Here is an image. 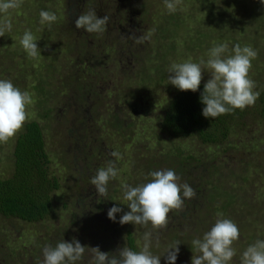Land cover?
<instances>
[{
	"label": "rangeland",
	"instance_id": "1",
	"mask_svg": "<svg viewBox=\"0 0 264 264\" xmlns=\"http://www.w3.org/2000/svg\"><path fill=\"white\" fill-rule=\"evenodd\" d=\"M57 20L41 23L40 12ZM94 10L109 17L106 31L88 33L75 27L79 15ZM0 79L31 94L24 123L39 122L49 157V174L59 181L52 193L54 210L47 220L27 223L0 214V264H42L43 248L77 239L86 247L77 264H90L91 248L116 254L134 239L142 250L151 233L150 251L167 264L177 243L175 264H192L200 255L192 241L202 239L219 218L231 219L240 236L229 264L264 240V3L261 0H182L169 13L165 0H22L19 8L0 13ZM36 38L40 54L31 57L20 44L25 31ZM146 37L142 43L135 38ZM227 44L251 46L249 78L259 98L246 107L244 124L220 146L197 138L172 139L160 132L169 100L178 92L169 83L173 63L191 60L203 69L201 84L211 78L209 51ZM23 128L0 143V181L14 172V150ZM119 153V157L112 156ZM114 163L118 175L99 195L91 180ZM174 170L179 184L195 197L168 214L166 227L120 224L129 212L123 185L149 182L158 170ZM182 194V190H181ZM119 207L116 220L108 211ZM131 249V248H130ZM171 251V250H170Z\"/></svg>",
	"mask_w": 264,
	"mask_h": 264
},
{
	"label": "clouds",
	"instance_id": "2",
	"mask_svg": "<svg viewBox=\"0 0 264 264\" xmlns=\"http://www.w3.org/2000/svg\"><path fill=\"white\" fill-rule=\"evenodd\" d=\"M264 3V0H261ZM22 0H0V13H7L10 9L19 8ZM182 0H165L169 13H174ZM41 23L51 25L57 20L53 12H40ZM109 17L98 18L94 10L78 16L75 27L88 33H103ZM11 30V22L6 20L0 25V36ZM146 37L135 38L136 43H142ZM20 44L31 57L40 54L36 38L30 31H25ZM227 44L216 45L209 51L206 66L211 70V78L204 85L201 101L205 105L202 115L205 118L215 119L219 115L227 114L234 109L243 110L253 106L259 98L254 91L255 82L249 78L252 67L251 61L258 53L251 46L241 47L236 44L232 55L225 56ZM205 61L199 63L191 60L183 63H173L169 69V83L181 91L196 92L203 79ZM33 103L32 96L27 91H21L10 80L0 79V143H6L13 138L24 126L28 119L27 107ZM112 156L119 157V153L112 152ZM118 169L109 162L106 168H100L92 178L99 195H107V184L110 179L116 178ZM152 179L139 186L123 185L124 199L128 201L129 212L124 213L120 224L133 223L147 225L153 228L166 227L168 214L174 209L183 206L184 198H194L195 190L188 184H179V177L174 170H158L149 174ZM182 190V194H181ZM122 209L113 206L108 211V218L115 221L116 213ZM240 231L235 222L227 218H219L202 239L192 241L200 255H194L192 264H229L236 255L233 243L239 239ZM145 243L141 251H133L127 246L118 253L102 252L98 247L91 248L92 261L90 264H160V257L154 256L151 251V233H145ZM177 243L167 253V264H175L179 253ZM171 250V251H170ZM86 247L73 238L72 242L64 240L54 247L46 245L43 248L42 264H77L81 261ZM241 264H264V240H257L249 245L242 253Z\"/></svg>",
	"mask_w": 264,
	"mask_h": 264
},
{
	"label": "trees",
	"instance_id": "3",
	"mask_svg": "<svg viewBox=\"0 0 264 264\" xmlns=\"http://www.w3.org/2000/svg\"><path fill=\"white\" fill-rule=\"evenodd\" d=\"M204 85L196 92L180 91L168 102L160 124V132L172 139L197 138L201 143L220 146L234 128L244 124L247 110L234 109L227 114L205 118L201 101ZM259 101L264 108V95ZM264 112V110H263ZM43 130L37 121L24 125L14 150V172L10 179L0 181V214L27 223L47 220L54 210L52 193L60 188L59 181L49 174V157ZM131 250L136 251L129 235Z\"/></svg>",
	"mask_w": 264,
	"mask_h": 264
}]
</instances>
